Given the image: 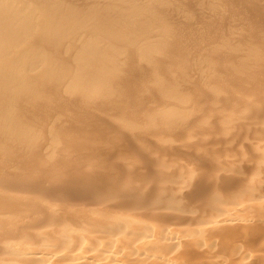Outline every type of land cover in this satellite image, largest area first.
I'll return each mask as SVG.
<instances>
[{
	"label": "bare ground",
	"instance_id": "obj_1",
	"mask_svg": "<svg viewBox=\"0 0 264 264\" xmlns=\"http://www.w3.org/2000/svg\"><path fill=\"white\" fill-rule=\"evenodd\" d=\"M0 264H264V0H0Z\"/></svg>",
	"mask_w": 264,
	"mask_h": 264
}]
</instances>
